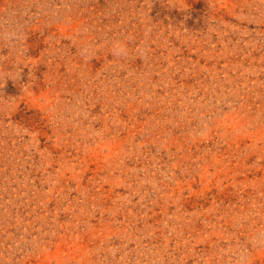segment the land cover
I'll return each instance as SVG.
<instances>
[{
  "label": "rangeland",
  "instance_id": "obj_1",
  "mask_svg": "<svg viewBox=\"0 0 264 264\" xmlns=\"http://www.w3.org/2000/svg\"><path fill=\"white\" fill-rule=\"evenodd\" d=\"M0 264H264V0H0Z\"/></svg>",
  "mask_w": 264,
  "mask_h": 264
}]
</instances>
